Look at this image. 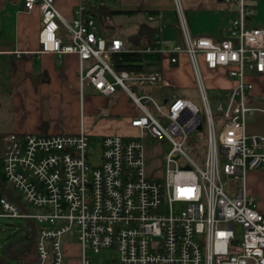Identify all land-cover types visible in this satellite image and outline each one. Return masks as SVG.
I'll list each match as a JSON object with an SVG mask.
<instances>
[{
    "label": "built area",
    "instance_id": "1",
    "mask_svg": "<svg viewBox=\"0 0 264 264\" xmlns=\"http://www.w3.org/2000/svg\"><path fill=\"white\" fill-rule=\"evenodd\" d=\"M86 1L70 21L56 0H25V9L41 13V54L78 57L82 103L86 86L107 97L126 94L138 111L129 123L136 133L9 136L3 174L19 201L0 198V217L31 220L37 231L33 264H93L89 252L110 249L118 250L121 264H264V214L245 185L251 171L264 170V136L247 132L248 114L264 113L249 103L254 84L248 77L264 74V29L247 23L254 7L224 0L238 6L239 17L229 36L215 41L192 36L181 0H174L183 44L170 45L160 30L156 50L172 67L181 54L188 56L196 104L175 87L159 93V102L150 90L172 87L163 72L118 69L115 56L128 49L122 39L100 34ZM202 65L225 69L234 81L214 99L215 110ZM195 132L201 147L193 142ZM150 140L172 145L163 166L148 163ZM188 144L199 162L186 152ZM223 178L239 184L227 190Z\"/></svg>",
    "mask_w": 264,
    "mask_h": 264
},
{
    "label": "crops",
    "instance_id": "2",
    "mask_svg": "<svg viewBox=\"0 0 264 264\" xmlns=\"http://www.w3.org/2000/svg\"><path fill=\"white\" fill-rule=\"evenodd\" d=\"M87 2L123 11H158L157 23L161 27L162 39L170 45L183 44L174 0ZM80 3L81 0H56V7L70 21ZM181 3L189 31L194 37L224 40L229 36L232 21L239 17L238 6L224 0H181ZM248 3L255 9L254 16L247 22L248 26L263 29L264 0H248ZM109 23L105 28L106 33L112 31L114 36L121 37L117 36L121 23L113 20ZM41 29L42 17L38 7L28 12L25 0H0V135L8 138L11 135L60 131L77 134L83 129L93 137L126 136L118 124L124 119L130 127V120L138 114L129 97L121 92L114 97H107L86 86L85 91L90 88L93 95L88 98L85 92L82 103L77 79L78 57L69 54L60 60L54 54H41ZM163 72L166 82L172 87L185 90L195 85L186 54L179 56L177 66L164 65ZM204 78L210 89L220 92L234 85L225 69L209 70ZM248 81L254 84L249 97L250 106L264 110L261 100L264 97V74L249 76ZM247 132L264 136L263 112L252 111L248 114ZM245 185L264 214V170L251 171Z\"/></svg>",
    "mask_w": 264,
    "mask_h": 264
},
{
    "label": "rangeland",
    "instance_id": "3",
    "mask_svg": "<svg viewBox=\"0 0 264 264\" xmlns=\"http://www.w3.org/2000/svg\"><path fill=\"white\" fill-rule=\"evenodd\" d=\"M116 22L121 23V26H119L117 30L118 32L117 36H121V37H127L136 33L141 22H146L147 24H150L152 26L156 24L153 22H149L143 16H138L133 18L127 16H121L116 19ZM202 70H203V75L205 77L206 72L209 70L204 65H202ZM205 82L208 86L206 78H205ZM207 88L209 90V96L212 100L211 101L212 108L215 110L217 104L214 101V99L219 97L222 91L220 92L219 90L216 89H210L209 86ZM151 90H152V95L159 101L160 99L159 93L168 92L171 94L174 88L162 86V87L153 88ZM176 91L182 94V96L194 100L196 104H200L199 101L200 98L195 89L193 88L185 89V90L177 89ZM85 92L86 94L88 93L87 94L88 98L90 97V95L91 96L93 95L92 89L90 88L87 89ZM261 100L264 103V97H262ZM120 120L121 118L119 119V121ZM121 121H120V125L118 124V126L119 129L122 131V133L126 135H135L136 132L127 124H125L124 119H122ZM195 135H197V132L191 135V137H193V142H195V144H197L198 147L203 146L204 141L202 139L196 138ZM171 149H172V145L165 140L164 141L150 140L145 142V150H146L148 163H150V165L154 167H159L164 165L165 158ZM185 150L190 156L193 157V159L199 162L198 158L193 153L192 144H188L185 147ZM0 172L2 173L1 167H0ZM1 178L4 179L3 176H1ZM223 183L227 188V190L239 184V182L228 180L226 178H223ZM29 211L32 214L37 212L36 209H33L31 207H29ZM35 228H39V224L36 223ZM33 231H34V225L29 219H11V218L0 217V245H1L0 261L4 260V264H18L16 258H14L13 255L16 254L19 250L24 249L29 244V237L32 236ZM73 243L75 245L78 244L77 239L73 238ZM71 253L73 257L78 255V250L76 246L71 247ZM89 253L92 255L93 264H121L120 254L117 249L103 250L100 254H93V252H89ZM72 260H70L72 264H78L76 263L77 262L76 259H72Z\"/></svg>",
    "mask_w": 264,
    "mask_h": 264
},
{
    "label": "trees",
    "instance_id": "4",
    "mask_svg": "<svg viewBox=\"0 0 264 264\" xmlns=\"http://www.w3.org/2000/svg\"><path fill=\"white\" fill-rule=\"evenodd\" d=\"M87 5L89 7V13L99 21V30L102 36L108 40L120 38L124 41L128 49V52L120 53L115 56V63L118 69L142 72H163L164 65L167 64L169 67H172L169 62L163 60L161 52L156 50L158 47L156 42L161 30V27L157 23V20L159 19L158 11H123L112 9L103 4H95L94 2H87ZM251 6L254 7L253 5ZM121 16H127L130 18L143 16L147 20L149 16H152L154 17V20L148 21L156 24L152 26L146 22H141L136 33L123 38L114 36L112 31L106 33L105 28H107V23H109L110 20L115 22L116 19ZM7 145V137L0 135V167L2 171V173L0 172V198L6 197L9 200L18 202V193L9 186L5 178H1V176L4 177L2 157L6 151ZM13 256L16 258L18 264H33L37 262L36 230H34L32 236L29 237V244ZM0 264H4V261L1 260Z\"/></svg>",
    "mask_w": 264,
    "mask_h": 264
}]
</instances>
